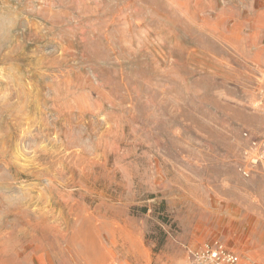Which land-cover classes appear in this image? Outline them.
<instances>
[{
    "label": "rangeland",
    "instance_id": "374dc122",
    "mask_svg": "<svg viewBox=\"0 0 264 264\" xmlns=\"http://www.w3.org/2000/svg\"><path fill=\"white\" fill-rule=\"evenodd\" d=\"M264 264V0H0V264Z\"/></svg>",
    "mask_w": 264,
    "mask_h": 264
},
{
    "label": "built area",
    "instance_id": "2783aa9c",
    "mask_svg": "<svg viewBox=\"0 0 264 264\" xmlns=\"http://www.w3.org/2000/svg\"><path fill=\"white\" fill-rule=\"evenodd\" d=\"M192 253V259L185 264H248L217 241Z\"/></svg>",
    "mask_w": 264,
    "mask_h": 264
}]
</instances>
